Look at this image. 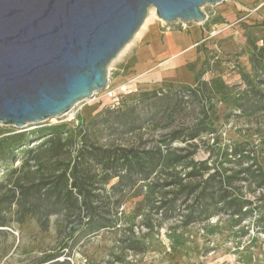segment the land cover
<instances>
[{"label":"rangeland","instance_id":"rangeland-1","mask_svg":"<svg viewBox=\"0 0 264 264\" xmlns=\"http://www.w3.org/2000/svg\"><path fill=\"white\" fill-rule=\"evenodd\" d=\"M219 5L203 7L208 20L199 25H204L207 37H204V45L197 50V62L189 66L194 84L170 89H185V97L170 96L157 119L144 129L123 133L122 129L112 126V122L110 125L95 124L110 109L111 99L104 90L92 99L77 104L61 118L22 129L0 124V144L6 140L12 143L15 136L25 134L31 140L27 148H35L51 136L52 130H56L64 143L60 159L68 162L77 156V151L86 141L110 148H152L164 145L162 142L175 129L187 130L200 126L205 131L197 140L173 144L170 154L176 157L194 153L193 156L178 165L163 164L153 181L161 182L170 178L167 174L185 178L193 170V166L187 169L186 165L200 161H206V164L196 168L198 173L207 174L216 166L243 170L258 165L264 171V111L243 112L241 108L248 100L244 98L245 95L253 99L257 95L254 90L264 93V10L251 13L256 22H244L241 27L230 24L214 31L215 23L218 22L215 10ZM157 23L164 30L183 29L182 23L166 25L158 17L151 16L109 66L110 90L116 91L123 100L121 109L140 103L139 97L144 92L157 91L162 95L170 91L158 87L139 88L136 91L122 88L119 91L112 83L117 72L127 75L136 45L148 28ZM151 101L147 100L145 104ZM148 109L141 111L146 114ZM235 147L243 151L242 162H236L237 158L231 156L225 158ZM23 148L26 147L20 150ZM180 149L186 151L182 153L178 151ZM19 151H15L18 156L14 158L10 169L21 166V159L25 155ZM44 164L47 167L45 173L60 170L52 162ZM256 169L254 167L252 171ZM31 172L35 173V168ZM0 182H7L1 167ZM151 184L126 191L116 229L102 231L75 246L68 238L70 222H78L76 216L67 218L66 213H63L47 217L41 212L24 215L17 206L5 205L2 212L6 216V224L0 228V264H41L46 254L60 252L68 243L72 249L69 253L65 252L59 262L264 264V186L259 187L255 181L242 184V194L253 201L252 213L246 220L241 221L238 217L226 214H212L189 227H183L178 217L166 220L151 210L161 199V194L150 190ZM147 194L150 200L144 202ZM133 246L142 251H132L130 248Z\"/></svg>","mask_w":264,"mask_h":264},{"label":"trees","instance_id":"trees-1","mask_svg":"<svg viewBox=\"0 0 264 264\" xmlns=\"http://www.w3.org/2000/svg\"><path fill=\"white\" fill-rule=\"evenodd\" d=\"M254 92L257 95L253 99L245 95L248 100L241 106L243 112L264 111V93L261 90ZM185 94V89L170 90L162 95L157 91L144 92L139 97L140 103L125 109H121L122 105L112 109L110 105V109L95 124L110 125L112 122L111 125L122 129L123 133H134L157 119L170 96L183 98ZM147 100L152 101L145 104ZM147 107L148 113L144 114L141 110ZM199 127L175 129L162 142L164 145L152 148H110L86 141L77 151V156L68 162L60 159L64 143L56 130H52L51 136L35 148H27L31 140L25 134L15 136L12 143L4 141L0 144V167L7 182H0V228L6 224V216L2 212L5 205L17 206L24 215L41 212L48 217L66 213L67 218H78V222H70L68 238L75 246L102 231L116 229L124 194L146 183H152V192L161 194V199L151 210L166 220L178 217L183 227H189L212 214L246 220L252 213L253 201L242 194V184L255 181L263 187L264 171L261 166L251 165L243 170L216 166L212 172L205 174L198 173L196 168L205 165L206 161L189 162L186 168L193 166V170L185 178L167 174L170 178L153 181L163 164L178 165L193 156L194 153L176 157L170 154L173 144L197 140L205 131ZM21 147L26 148L20 150ZM15 151L25 156L20 167L10 169L18 156ZM178 151L184 153L186 150ZM242 153L235 147L225 158L231 156L237 158L236 162H242ZM50 161L60 170L45 173L47 167L44 163L49 164ZM252 167H257L255 172ZM34 168L35 173L31 172ZM149 200L150 195L147 194L144 202ZM70 243L65 244L60 252L46 254L40 263L69 264V260L59 262V259L65 256V252H70ZM130 249L142 251L134 246Z\"/></svg>","mask_w":264,"mask_h":264},{"label":"water","instance_id":"water-1","mask_svg":"<svg viewBox=\"0 0 264 264\" xmlns=\"http://www.w3.org/2000/svg\"><path fill=\"white\" fill-rule=\"evenodd\" d=\"M223 1L0 0V124L61 118L106 90L151 9L166 24H203V7Z\"/></svg>","mask_w":264,"mask_h":264},{"label":"crops","instance_id":"crops-1","mask_svg":"<svg viewBox=\"0 0 264 264\" xmlns=\"http://www.w3.org/2000/svg\"><path fill=\"white\" fill-rule=\"evenodd\" d=\"M261 4L264 0H224L215 10L218 22L213 30H222L230 24L241 27V23L256 22L255 16L247 11ZM260 9L264 10V6ZM206 35L204 25L199 24L187 23L185 29L176 30H164L158 23L152 25L136 45L133 60L127 64V75L117 72L112 83L119 91L156 87L170 90L193 85L189 66L197 62V50L206 42ZM200 42L203 43L197 46Z\"/></svg>","mask_w":264,"mask_h":264},{"label":"built area","instance_id":"built-area-1","mask_svg":"<svg viewBox=\"0 0 264 264\" xmlns=\"http://www.w3.org/2000/svg\"><path fill=\"white\" fill-rule=\"evenodd\" d=\"M263 6H264V4H261V5L257 6L256 8H254L252 11L248 10L247 12H248V14H251L253 12L258 11ZM166 25H172V24H166ZM182 27H183V29H185L186 24L182 23ZM202 43L203 42L198 43L197 46H200ZM105 91H106L107 97L111 99V108L112 109H115V108L120 107L122 105L123 100L117 95L116 91L110 90V85H108V87Z\"/></svg>","mask_w":264,"mask_h":264},{"label":"bare ground","instance_id":"bare-ground-1","mask_svg":"<svg viewBox=\"0 0 264 264\" xmlns=\"http://www.w3.org/2000/svg\"><path fill=\"white\" fill-rule=\"evenodd\" d=\"M151 16H155V17H157L156 12H155L154 9H151V10H150L149 17L146 19V21H145V23H144L143 26H145V24L150 20ZM143 28H144V27H143ZM140 30H141V29H140ZM137 34H138V33H137Z\"/></svg>","mask_w":264,"mask_h":264}]
</instances>
